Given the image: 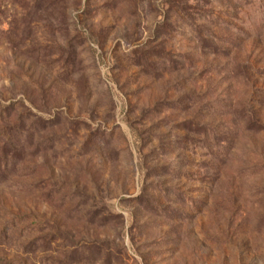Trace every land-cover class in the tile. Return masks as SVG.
I'll return each mask as SVG.
<instances>
[{"label": "rangeland", "instance_id": "rangeland-1", "mask_svg": "<svg viewBox=\"0 0 264 264\" xmlns=\"http://www.w3.org/2000/svg\"><path fill=\"white\" fill-rule=\"evenodd\" d=\"M0 264H264V0H0Z\"/></svg>", "mask_w": 264, "mask_h": 264}]
</instances>
